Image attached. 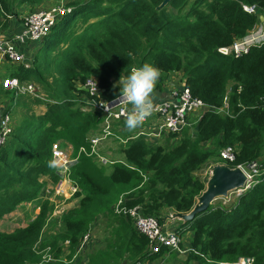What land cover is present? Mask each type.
<instances>
[{"label":"trees","instance_id":"1","mask_svg":"<svg viewBox=\"0 0 264 264\" xmlns=\"http://www.w3.org/2000/svg\"><path fill=\"white\" fill-rule=\"evenodd\" d=\"M14 1L21 7L37 6L43 0H0V32L18 16L12 9ZM162 1H69L66 5L71 11L59 20L61 27H52L44 40L30 43L34 51L29 46L25 49L33 62L40 58L47 63L46 71L53 62L56 73H51L52 81L35 66L10 69V75L19 80L31 77L41 85L45 98L33 101L45 110L23 121L0 150V217L23 201H35L39 206L25 226L0 231V264H82L76 252L84 245V234L98 214H113L112 205L120 195L124 206H141L143 214L154 215L159 221L162 207L190 212L204 189L195 172L212 156L220 158L224 146L237 147L235 160L227 162L231 167L252 160L264 166V44L237 57L217 50L244 36L257 23V15L246 13L241 3L255 4L263 13L264 0H169L158 7ZM78 16L84 21L83 28L67 33V26ZM60 43L64 48L56 53ZM145 62L159 69L156 88H161V74L181 72L192 95L208 106H222L229 90L228 114L205 111L193 135L182 136L167 148L149 144L142 137L127 141L121 149L125 163L112 164L108 175L97 167L94 157L80 155L69 173L78 186L74 196L79 205L61 216L60 232L37 245L53 207L50 200L39 198V177L59 180L55 169L48 167L52 144L61 140L76 151L87 144V133L99 123L98 113L82 111L77 105V100L88 95L77 84L93 76L102 95L111 98L119 93L113 80ZM116 216L121 222L119 230H114L115 243L90 255L87 264H128L158 257L148 256V240L136 231L129 216ZM176 231L181 236L191 232V250L184 264L233 263L239 257L264 264V173L231 206L210 204L181 222ZM64 241H68L67 253ZM47 246L53 261L42 263ZM170 256L177 260L175 254Z\"/></svg>","mask_w":264,"mask_h":264},{"label":"built area","instance_id":"2","mask_svg":"<svg viewBox=\"0 0 264 264\" xmlns=\"http://www.w3.org/2000/svg\"><path fill=\"white\" fill-rule=\"evenodd\" d=\"M241 7L246 13L257 15L258 21L244 36L235 39L230 45L219 47L217 50L221 54L237 57L247 53L251 47H259L264 44V11L261 13L255 4L241 3ZM70 11V7L56 6L34 10L27 15H22L18 32L13 33L10 37L0 32V55L12 64L29 68L32 58L25 54L24 47L32 42L43 40L54 24L60 20L59 18ZM118 80L119 78L113 80V84H116ZM0 84L5 90L14 92L15 95L22 94L32 98H45L43 91L33 81H21L16 76L8 75L0 78ZM77 86L88 93L87 96L77 100V105L82 111H95L98 113L99 123L94 135L89 138V142L86 145H81L77 151H74L69 143H62L61 140H57L52 144L51 159L58 157L63 161L62 165L58 167L62 170V174L60 173V178L57 181L61 180L60 185L55 186L54 193L56 195L72 196L78 190L76 183L71 181L69 173L72 165L77 162L80 155L84 154L97 158L103 164L114 162L112 158L108 159L103 155H98L96 147L100 140L119 138V135H115L114 130L122 131L124 129L126 111L129 107L118 99L119 93L111 98L102 95L103 89L98 79L93 76L86 78L83 83L77 84ZM228 96L229 90L226 91L222 106L216 108L208 106L203 100L192 95L182 79L177 85L167 90L162 99L155 100L152 114L141 127L136 129V134L144 137V140H147L146 137H150L149 141H152L151 143L162 140V138H168L171 134L178 136L183 133L185 128L192 124L196 125L202 114L207 110H214L219 113L225 111L228 114ZM101 104L110 107L106 110ZM13 131L12 117L6 109L0 113V150L8 143ZM236 153V146L227 145L220 149L219 156L225 162H233ZM236 167L241 169L245 175L243 186L238 188L240 191H245L255 185L264 173V166L258 160L238 164ZM64 184H66V187H63ZM114 210L117 214L129 216L136 231L147 238L148 256L158 255L152 260L143 258L133 263L128 262V264H164L170 253L175 255L185 254L191 250L190 246H184L182 236L177 233L176 229L167 227L171 221L181 219L177 214L178 212H167L159 221L158 217L154 215L143 214L138 205L126 207L121 200L117 202ZM89 237L90 232L88 231L82 238V244L86 243ZM66 242L68 243V241ZM48 261H53L49 246L43 249L41 259L42 263ZM220 264H254V260L250 257H239L236 262H220Z\"/></svg>","mask_w":264,"mask_h":264},{"label":"rangeland","instance_id":"3","mask_svg":"<svg viewBox=\"0 0 264 264\" xmlns=\"http://www.w3.org/2000/svg\"><path fill=\"white\" fill-rule=\"evenodd\" d=\"M69 1H80L81 2L83 0H43L41 2V4L37 5V6L23 4L21 7H19V5H17V1H14L13 5H12V9H13V11H15V13L17 12V14H18L17 20L19 23L21 21L22 15H25V14L27 15L30 12H33L34 10H40L42 8H50V7H56V6L69 7L66 5V3ZM62 17L63 16H61L59 19H61ZM58 23H59V20L55 23V25L53 27L54 28H58L59 26L61 27V24H58ZM12 24H14V22H12ZM13 26L14 27H12L11 29H7V31H5L6 34H4V35H7V37L12 36V34L15 32L13 29V28H15V25H13ZM83 26H84V21L81 19L80 16L73 18L72 21L67 26V33L71 34L73 32V34H75L78 31H80L83 28ZM51 30H53V29H51ZM47 36L48 35H46L45 38ZM42 44L39 46V48L42 47ZM64 45H65L64 43H60V46H58V48H55L56 50L57 49L58 50L56 51L54 49V51H56V53L57 52L59 53L61 51V49L64 48ZM53 55L54 54H50V56H53ZM31 61H30L31 66L32 67L35 66L37 68V70H40L42 72V76L45 79H47L48 82H51L52 78H53L52 77L53 75H51V73H56V72H53V66H54L53 62H49V67H50L49 68L50 73H49V71H46V68L48 67V65L42 59L38 58L35 62H33V60H31ZM4 66H5V64L3 63L0 68H3ZM14 66H17V65H13V67ZM171 75L173 77H176V75H174L173 73H170L166 76H165V74H161V76L163 77L162 82L163 81L165 82V80L168 76L172 77ZM27 80L35 82V79H32L31 77ZM35 84L40 88V90H42L41 85L37 81L35 82ZM10 93L11 94H0V97L7 99L4 104H5L8 112L10 113V115L12 117V122H13L12 126H13L14 131H15V132H13V135H14V134H16V130L18 128H20L21 125L23 124L22 123L23 121L27 120L31 116H36V115L41 114L43 112V105L36 103L35 101H33V99H35V98H32L28 95H22V94L15 95L14 92H10ZM220 113L224 114L225 111H222ZM95 130H92L89 133H87V135H86L87 143L89 142V138L94 135ZM194 130H195V125L192 124L188 128H185L183 133H181L180 135H178L176 137L169 136L167 141H166V138L165 139L162 138V140L155 141V142L151 143L152 141H149L150 137H146L147 140L145 139V141L149 144H155V145H161V146L164 145V147L167 148L168 146H171L173 143H175L180 137L185 136V135H189V134L193 135ZM114 132H115V135H119V138H111L109 140H105V139L100 140L97 144V147H96L97 151H98L97 154L99 153L98 155H103V156L107 157L108 159H111V158L114 159V162L111 164H109L108 162L103 164L102 162H100L99 159H97V158L95 159V163H96L97 167L103 168L102 170H104V173L107 175L112 170V164H114L116 162L125 163L124 156H123V153L121 151L122 145H125L127 143V141H129L133 138L141 137V136H138L136 134V130L133 132H129L126 129V127H124L122 132L117 131V130H114ZM142 138H144V137H142ZM208 146H210V144ZM215 166H224V167L229 168V169L238 168V167H231L230 163L223 161L217 155L212 156L209 159V161L204 163L195 172L196 176L200 180H202L203 184H204V189L201 191V193L203 191H205V189L207 187V181H208L209 176H210V171ZM55 172L59 175V178H60V173L62 174V170L59 168H56ZM39 180L42 182V186H41L40 191H39V198L41 200H44V199L50 200L49 202H51L53 207L50 210V212L48 213V216H49V219L47 220L48 224L46 222L47 225H44V227L40 233L39 239L36 242L37 245H39L42 242L46 243V241L50 240L56 233L60 232L63 229V224L61 223V216L64 213L66 214L67 212H69L73 208L78 207V205H79V198L75 197L74 194L72 196L71 195L64 196V195H56L54 193L55 186H59L61 180L59 182H54L50 178V176H48V175L40 176ZM63 187H66V184H64ZM242 192H244V191H240L239 189L236 188V189L230 190L224 194H217V195H215V199L212 200L211 204L213 206L221 205V206L229 207L234 203L237 196L240 195ZM201 193L196 197L195 203L197 202V198L200 197ZM123 198H124V196L120 195L118 200L120 199L123 202ZM118 200H117V202H118ZM117 202H115V204L112 205L113 214H109L107 212H103V213L98 214L95 221L91 223L90 228L88 230L90 232V234L92 232L95 233V235H92V236L90 235V237L94 238L93 240H95V242L92 240L93 242H91V245H93L94 243H95V245H99L101 248L100 250L108 249V248H110V244L113 245L115 243L116 237L114 236V230H119V228H120L119 224L121 222V220L118 218V216H116L117 213L114 210ZM36 204L37 203H35V201H23V202L19 203L18 206L16 208H14L12 211L3 214L0 217V231L12 232L16 228L25 226L38 213L39 206H36ZM139 207L142 208L141 206H139ZM167 212H171V211H169V209H167L165 207H162L161 211L159 213H160V215L163 216V215L167 214ZM181 222H184V221H182L181 219L173 220L167 225V227L170 229H177L179 227V225L181 224ZM54 232H55V234H53ZM90 237L88 238V241L86 243L89 242ZM190 239H191V232H187L182 236L183 244L185 247L188 246ZM64 244L67 245V242L64 241ZM91 245H89V243L88 244L84 243V245L82 247H80V249L83 250L82 252H80L81 255H79L81 261H82L83 257H85L86 254L88 256L86 259L87 262L85 264H87L90 261L89 256L94 255L96 253V251H94V250L92 253L89 252L88 248H90ZM176 258H177V260L175 261L174 257L167 256L164 264H184V262L187 258V253L176 254ZM120 264H122V261ZM123 264H126V263H123Z\"/></svg>","mask_w":264,"mask_h":264},{"label":"clouds","instance_id":"4","mask_svg":"<svg viewBox=\"0 0 264 264\" xmlns=\"http://www.w3.org/2000/svg\"><path fill=\"white\" fill-rule=\"evenodd\" d=\"M159 75L158 68L145 62L140 67H132L127 75L121 74L113 85L119 86L118 99L129 106L125 117V127L129 132L141 127L152 114L157 98L155 88ZM101 106L106 110L110 107L103 104ZM62 163L61 159L54 157L48 161V167L56 169Z\"/></svg>","mask_w":264,"mask_h":264},{"label":"crops","instance_id":"5","mask_svg":"<svg viewBox=\"0 0 264 264\" xmlns=\"http://www.w3.org/2000/svg\"><path fill=\"white\" fill-rule=\"evenodd\" d=\"M11 21V20H10ZM12 22H14V24H12ZM13 25H15V28H13L14 29V31L15 32H18L19 30H20V22L18 23V20H17V17H15V20L12 18V21L10 22V24H9V26H8V29H11L12 27H14ZM5 31H7V30H4V31H1V32H3L4 34H5ZM14 32V33H15ZM27 46H29V48H30V44H28V45H26L25 47H24V49H23V51L25 52L26 50L25 49H27ZM30 49H33V47H31ZM29 49V50H30ZM33 51H34V49H33ZM30 56H32V54H29ZM5 64V66L3 67V68H0V78H2V77H6V76H8V75H10L11 74V71H10V69H12V67H13V65H15V64H12L11 62H9L6 58H3L1 55H0V67H1V65L2 64ZM31 66V65H30ZM176 73V74H175ZM175 73H173L174 75H176V77H173L172 75V77H170V76H168L167 78H166V80H165V82L163 81V82H161V88H155V91H156V94H157V98H156V100H160V99H162L163 97H164V94L165 93H167V90H169V89H171L172 87H174L175 85H177L179 82H181L182 81V73L181 72H175ZM11 91H7V90H5L2 86H1V84H0V94H11L10 93ZM6 98H1L0 97V113H2L4 110H6L7 108H6V106H5V102H6ZM45 110V106L43 105V111ZM12 125H13V122H12ZM122 132V131H121ZM49 219V218H48ZM47 224H48V222H47ZM46 224V225H47ZM93 227V226H92ZM94 228V227H93ZM92 228V229H93ZM53 234H55V232L53 233ZM91 236L92 235H95V233L94 232H92L91 234H90ZM94 238H92V237H90V240H89V245H91V242H95V240H93ZM93 240V241H92ZM88 243H86V244H88ZM66 245H64V248H63V250H65V253H67V249H66ZM89 249V252L90 253H92L93 252V250L94 251H98V250H100L101 248H100V246L99 245H95V243L93 244V245H91V247L90 248H88ZM83 250H81V249H79L77 252H76V254H78V255H81L80 254V252H82ZM88 252V253H89ZM64 253V254H65ZM74 257V256H73ZM87 254L85 255V257H83V259H82V264H85L86 262H87ZM124 263H126L127 264V261H124Z\"/></svg>","mask_w":264,"mask_h":264},{"label":"water","instance_id":"6","mask_svg":"<svg viewBox=\"0 0 264 264\" xmlns=\"http://www.w3.org/2000/svg\"><path fill=\"white\" fill-rule=\"evenodd\" d=\"M168 1L169 0H163L158 5V7L166 5L168 3ZM159 79L160 78H158V80ZM227 169L230 171L224 174L222 182L218 186H216L212 190L211 193L207 194L206 200H205L206 204H204L202 206H198V203H195L190 212H188V213H177L181 219H183L184 221L192 219L196 213L206 209L212 203V200L215 199V195L224 194L230 190H233L236 188L238 189L239 187L243 186L244 181H245V175H243L237 171V170H241V169H239V168H235V169L227 168ZM203 193H204V191L201 193L200 197H198V198H201Z\"/></svg>","mask_w":264,"mask_h":264},{"label":"bare ground","instance_id":"7","mask_svg":"<svg viewBox=\"0 0 264 264\" xmlns=\"http://www.w3.org/2000/svg\"><path fill=\"white\" fill-rule=\"evenodd\" d=\"M229 171L230 170H228L224 166H215V167H213V169H211L210 176H209V179L207 181V187H206L204 193L202 194L201 198L197 199L196 203H198V206H202V205L206 204L205 200H206L207 194L211 193L212 190L222 182L224 174L229 172ZM237 171L244 175L243 171H241V170H237Z\"/></svg>","mask_w":264,"mask_h":264}]
</instances>
